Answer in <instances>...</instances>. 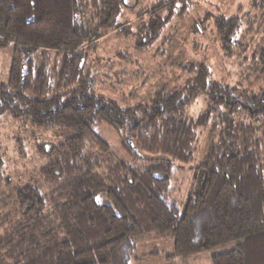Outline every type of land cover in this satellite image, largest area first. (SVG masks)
I'll list each match as a JSON object with an SVG mask.
<instances>
[{"label":"trees","instance_id":"obj_1","mask_svg":"<svg viewBox=\"0 0 264 264\" xmlns=\"http://www.w3.org/2000/svg\"><path fill=\"white\" fill-rule=\"evenodd\" d=\"M125 1L0 0V48L13 44L0 115L63 136L37 149L46 191L29 184L13 191L0 171V264H130L135 239L150 233L169 235L181 257L239 238L212 263L264 264V0L213 18L220 49L238 53L237 82L189 60L180 65L188 74L181 87L122 106L90 90L87 58L116 27ZM175 6L157 0L146 10L138 27H147L148 43ZM199 96L205 110L189 117ZM99 123L135 157L160 156L147 166L124 162L96 132ZM206 127L204 181L180 211L166 197L172 160L190 161Z\"/></svg>","mask_w":264,"mask_h":264},{"label":"rangeland","instance_id":"obj_2","mask_svg":"<svg viewBox=\"0 0 264 264\" xmlns=\"http://www.w3.org/2000/svg\"><path fill=\"white\" fill-rule=\"evenodd\" d=\"M156 1H125L116 27L88 51L87 64L93 72L90 90L122 106L149 103L155 93L181 87L188 74L180 65L197 60L205 61L213 76L223 82L235 83L240 79L243 67L237 65L238 53L234 50V54L227 56L220 49L213 21L221 15H239L238 7L245 10L250 0H176L174 12L159 36L148 43L147 27L138 25L148 21L146 10H151ZM12 51V43L0 48L1 83L7 82ZM205 106L204 98L199 96L187 106L186 112L189 117L197 118ZM235 117L247 119L243 113ZM207 128L197 130V149L190 161L172 160L166 197L180 211L185 200L196 195L204 181L201 163L206 151ZM96 132L124 162L147 166L160 156L141 152L135 157L122 147L116 131L104 123L97 125ZM62 138L57 128H36L25 119L12 118L8 112L0 115V171L10 180L11 190L29 184L46 191L39 173L44 159L37 149L40 144L47 149ZM240 242L242 239H234L181 257L174 254L169 235L144 234L135 239L130 264H213V255L234 249Z\"/></svg>","mask_w":264,"mask_h":264}]
</instances>
